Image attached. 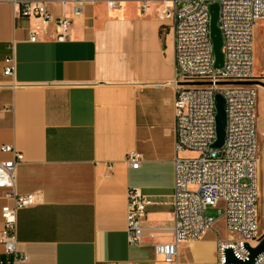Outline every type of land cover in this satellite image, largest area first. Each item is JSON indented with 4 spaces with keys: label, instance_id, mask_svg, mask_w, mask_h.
I'll use <instances>...</instances> for the list:
<instances>
[{
    "label": "crops",
    "instance_id": "obj_1",
    "mask_svg": "<svg viewBox=\"0 0 264 264\" xmlns=\"http://www.w3.org/2000/svg\"><path fill=\"white\" fill-rule=\"evenodd\" d=\"M21 1L0 0V161L12 157L1 151L4 144L22 152L18 191L38 192L39 200L18 212L17 255L28 260L11 261L0 241L6 259L0 264H166L155 245L173 239L175 222L174 40L169 20L160 17L170 2L148 1L143 11L144 0H121L115 8L86 0L70 39L33 42L34 21L19 16ZM26 1L46 3L55 17L73 13V0ZM255 45L264 53V19L255 27ZM11 55L16 70L7 76ZM256 115L262 176L261 85ZM131 151L142 155L137 168L127 161ZM131 186L153 201L138 245L127 233ZM7 192L0 187V233L2 207L12 202ZM208 243L214 264L216 239L179 249Z\"/></svg>",
    "mask_w": 264,
    "mask_h": 264
},
{
    "label": "built area",
    "instance_id": "obj_2",
    "mask_svg": "<svg viewBox=\"0 0 264 264\" xmlns=\"http://www.w3.org/2000/svg\"><path fill=\"white\" fill-rule=\"evenodd\" d=\"M102 1V0H93ZM111 8L121 0H103ZM144 0L143 11L147 2ZM162 19L169 20L173 34L176 77L175 87V176L173 189V239L155 245L157 254L166 264H180L179 245L202 240L216 230L217 218L206 214L209 206L218 208L228 236H219L214 264L227 262L226 249L232 248L240 261L249 259L246 243L256 246L260 240L258 219V147L255 84V27L264 19V0H163ZM70 16L55 17L46 3L21 1L19 16L33 20L29 40L65 41L71 38V27L81 16L86 0H73ZM219 5L218 26L222 34L224 62L215 66L211 38L210 5ZM51 26L54 31L51 33ZM4 74L14 76V55L5 59ZM225 99L226 128L221 147L217 139L216 94ZM1 151L12 157L0 161V187L7 189L12 199L2 207L3 227L0 241L11 261H27L28 255L18 257V212L35 205L38 192L21 193L17 188V168L24 155L13 145L4 144ZM189 152V155L180 153ZM142 155L128 153L131 167L140 166ZM153 201L137 186L128 189L127 233L130 244L143 241L147 206ZM10 261V260H8ZM123 264V263H106ZM130 264V263H128ZM264 264V252L255 258Z\"/></svg>",
    "mask_w": 264,
    "mask_h": 264
},
{
    "label": "rangeland",
    "instance_id": "obj_3",
    "mask_svg": "<svg viewBox=\"0 0 264 264\" xmlns=\"http://www.w3.org/2000/svg\"><path fill=\"white\" fill-rule=\"evenodd\" d=\"M259 56V58H257ZM257 58V59H256ZM257 65L259 68H257ZM255 76L257 81H264V53L262 50H258L255 45ZM258 144V142H257ZM259 150V144L257 145ZM189 152H183L182 155H189ZM262 168L264 169V155L260 161ZM264 175V174H263ZM262 175V176H263ZM262 176H258V219L260 226V236L264 234V182H262ZM206 214L217 218L216 230H211L207 233L205 238L209 241L217 240L219 236L227 237L228 233L224 226V222L221 219V214L218 208L209 206L206 210ZM211 243L204 244L198 249H195L192 245L179 249V261L180 264H209L213 261L212 257L215 249H211ZM213 251V252H212ZM212 259V260H211Z\"/></svg>",
    "mask_w": 264,
    "mask_h": 264
},
{
    "label": "water",
    "instance_id": "obj_4",
    "mask_svg": "<svg viewBox=\"0 0 264 264\" xmlns=\"http://www.w3.org/2000/svg\"><path fill=\"white\" fill-rule=\"evenodd\" d=\"M210 13H211V38L214 46L215 53V66L221 67L224 62V56L222 53V34L221 30L218 26V16H219V5L217 2H214L210 5ZM255 84L264 86V81H255ZM216 124H217V139L214 142V147H221L224 138H225V128H226V110H225V99L224 97L218 93L216 94ZM260 242L256 246H251L249 243H246V248L249 250L250 255L249 259L245 261H240L237 259L233 253L232 248L226 249V258L227 262H240L241 264H255V258L262 252H264V234L259 238Z\"/></svg>",
    "mask_w": 264,
    "mask_h": 264
},
{
    "label": "trees",
    "instance_id": "obj_5",
    "mask_svg": "<svg viewBox=\"0 0 264 264\" xmlns=\"http://www.w3.org/2000/svg\"><path fill=\"white\" fill-rule=\"evenodd\" d=\"M0 261H1V262H4V261H6V259H0Z\"/></svg>",
    "mask_w": 264,
    "mask_h": 264
}]
</instances>
